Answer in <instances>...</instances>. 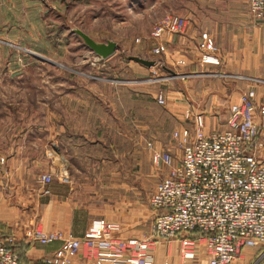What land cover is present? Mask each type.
<instances>
[{"label":"rangeland","instance_id":"obj_1","mask_svg":"<svg viewBox=\"0 0 264 264\" xmlns=\"http://www.w3.org/2000/svg\"><path fill=\"white\" fill-rule=\"evenodd\" d=\"M198 4L199 0H0V127L20 130L31 116L49 132L54 115L65 120L78 116L81 123L90 117L92 132L102 140L65 153L66 169H53V177L66 176L68 182L73 177L75 183L67 190L77 196V204L100 213L103 207L120 212L122 200L135 197L143 214L149 213L144 220L148 229L143 225L137 236L150 234L154 213L149 197L165 171L161 154L181 152L183 127H192L197 109H203L197 106L198 72L186 76L190 71L173 69L181 75L171 76L165 71V52L153 53V33L167 15L196 18ZM75 26L95 39L114 40L115 52L96 57L71 32ZM128 54L155 59L156 64L144 66L126 59ZM211 77L213 82L219 78ZM212 111L226 114L227 108ZM107 221L118 222L123 234L120 221L103 217L94 218L88 229L102 230Z\"/></svg>","mask_w":264,"mask_h":264},{"label":"crops","instance_id":"obj_2","mask_svg":"<svg viewBox=\"0 0 264 264\" xmlns=\"http://www.w3.org/2000/svg\"><path fill=\"white\" fill-rule=\"evenodd\" d=\"M196 12L197 17L190 19L176 13L183 22L179 29H165L153 42L167 45L163 58L167 68L190 71L187 75L198 72L197 106L203 109H197L194 118L206 134L226 126L229 111L243 91H255L254 118L260 132L252 149L264 159V144H258L264 141V19L249 12L247 0H199ZM208 49L218 55V63L200 60L201 52ZM181 59L185 63L181 64ZM212 75L219 76L215 77L218 80L213 82ZM213 107L227 108V113L212 111ZM71 116L65 120L54 115L53 130L49 132L42 130L41 122L31 116L22 121L20 130L10 125L0 127V224L12 229L16 242L25 243V256L31 260L41 259L59 243L42 245L28 237L26 232L34 222L45 230L60 229L76 236L92 237L101 234L99 228L88 229L97 217L120 221L124 236L140 234L143 225L148 229V221L144 220L149 213L143 214L135 197L123 199L120 212L101 207L102 213H98L78 205L77 196L67 190L75 183L73 177L69 182L53 177L49 193H43L41 173L53 169L63 173L65 153L88 145L93 147L102 140L98 132L97 135L92 132L95 124L90 117L81 123L80 117ZM179 244L178 238L159 240L151 249L152 264H182ZM261 254L260 248L247 247L227 264H264ZM75 263L86 264L82 256ZM187 263L199 264V261Z\"/></svg>","mask_w":264,"mask_h":264},{"label":"built area","instance_id":"obj_3","mask_svg":"<svg viewBox=\"0 0 264 264\" xmlns=\"http://www.w3.org/2000/svg\"><path fill=\"white\" fill-rule=\"evenodd\" d=\"M247 3L254 17L264 19V0ZM167 16L153 33L156 38L183 23L178 16ZM165 51L164 42L154 43L156 56ZM200 60L218 63L219 57L208 49ZM254 97L253 89L243 91L220 130L206 134L200 123L183 127L181 152L161 154L165 171L149 197L154 213L150 234L124 236L118 222L107 221L99 236H76L34 222L28 237L42 245L59 242L41 258L43 264H76L78 256L86 264H152V243L176 238L182 264H227L247 247L260 248L264 260V159L252 149L260 132ZM39 179L43 193H49L53 171L41 173ZM15 243L12 229L0 225V264H35L20 257Z\"/></svg>","mask_w":264,"mask_h":264},{"label":"water","instance_id":"obj_4","mask_svg":"<svg viewBox=\"0 0 264 264\" xmlns=\"http://www.w3.org/2000/svg\"><path fill=\"white\" fill-rule=\"evenodd\" d=\"M70 30L72 33H75L80 38V40L86 47L92 50L97 56H100L102 58L110 56L115 52L117 48V43L112 39H107L105 41L95 39L94 37L86 33L83 29L77 26L72 27ZM125 58L128 60H134L147 67L156 64L155 59H148L139 55L128 54L125 55ZM163 68L168 71L172 76H179V74L167 68L166 66H163Z\"/></svg>","mask_w":264,"mask_h":264},{"label":"trees","instance_id":"obj_5","mask_svg":"<svg viewBox=\"0 0 264 264\" xmlns=\"http://www.w3.org/2000/svg\"><path fill=\"white\" fill-rule=\"evenodd\" d=\"M0 225H2V224H0ZM15 248H16V250L18 251V253H19V255H20V257H21L22 259H25V260H31V259H29V258H27V257L25 256V248H26L25 243L16 242V243H15ZM31 261H33L35 264H43L42 259L31 260Z\"/></svg>","mask_w":264,"mask_h":264}]
</instances>
